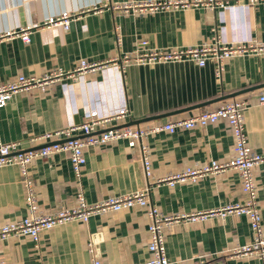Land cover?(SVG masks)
I'll return each instance as SVG.
<instances>
[{"label":"crops","instance_id":"crops-1","mask_svg":"<svg viewBox=\"0 0 264 264\" xmlns=\"http://www.w3.org/2000/svg\"><path fill=\"white\" fill-rule=\"evenodd\" d=\"M160 1L0 0V33L33 27L27 43L19 37L0 40V84L18 75L70 72L80 60L98 64L93 71L50 83L43 92L30 89L14 94L0 108V142L15 141L20 149H27L31 146L28 139L34 135L104 118L122 107L129 115L119 124L165 113L172 114L138 126L186 119L214 110L226 100L214 101L222 95L264 84V54L226 59L219 78L214 75L211 59L201 67L190 60L120 65L124 54L184 49L212 44L216 39L224 45L252 40L264 43V2L251 7L240 1L214 12L204 7L140 13L113 8ZM63 11L79 14L67 30L37 27ZM141 41H147L146 45L140 46ZM261 95L264 86L230 98L247 103L243 129L254 150L264 149V103L258 102ZM200 103L207 104L174 113ZM73 134L82 136L79 131ZM140 142L148 150L151 165L147 180L138 145L128 147L122 139L84 146L79 177L72 173L65 151L31 160L28 170L39 212L74 207L78 193L87 203H94L146 185L148 199L164 215L205 211L243 199L235 169L172 186L157 182L187 167L232 158L231 131L224 121L174 133L160 132ZM252 176L264 229V163L252 168ZM25 215L18 168L1 166L0 225ZM148 222L144 208L132 206L92 215L84 223L71 221L40 231L36 243L27 235L8 237L0 241V264H90L89 242L101 264H142L149 257ZM163 238L168 264H259L255 257H235L230 252L251 240L243 215L192 222L180 219L163 230Z\"/></svg>","mask_w":264,"mask_h":264},{"label":"built area","instance_id":"built-area-1","mask_svg":"<svg viewBox=\"0 0 264 264\" xmlns=\"http://www.w3.org/2000/svg\"><path fill=\"white\" fill-rule=\"evenodd\" d=\"M243 1L247 6H254L264 0H163L160 2L137 3L131 7L122 5V11L132 9L135 12L157 11L163 9H181L186 7H204L210 11L221 10L231 3ZM79 14L61 12L55 17H48L37 27H61L67 30L71 21ZM33 27H20L16 30H8L0 33L1 39L19 37L23 43L29 41V34ZM147 41H141L140 46H145ZM246 53L264 54V43L250 41L241 44L224 45L218 43L217 39L212 44H202L196 47L170 50H150L146 52H134L124 54L120 57V65L129 63L152 65L158 63L179 62L190 60L201 67L207 59L214 63V75L220 77L223 62L234 56H243ZM97 63H88L80 60L78 65L70 72L61 70L50 71L40 76L18 75L10 82L0 84V108L4 107L10 98L19 92L37 89L43 92L46 87L64 77H71L76 73L93 71ZM120 66V67H122ZM259 103H264V96L258 98ZM246 102L241 100H225L217 108L211 111H202L186 119L168 122H159L146 126H122L110 125L111 122L119 124L123 118L128 117L126 107L119 108L114 114L104 118H93L80 124L69 125L54 129L39 135L30 137L27 149H20L15 141L0 142V167L16 165L20 174V181L24 188V205L26 215L19 220L10 221L0 225V241L8 237L27 235L35 243L38 241L39 233L51 229L54 226L71 221L86 222L92 215H100L106 212H116L132 206L144 208L148 217V242L146 249L149 257L142 264H168L165 255L163 230L173 222L180 219L192 222L203 221L207 218H223L227 215H243L248 220L251 231V240L231 249V255L235 257H255L259 264H264V229L261 223L259 208L256 200V188L253 182L252 168L264 163V149L254 150L248 143L243 129V110ZM216 121H224L231 131L233 141V156L227 161H209L202 166L187 167L179 173L158 180L169 186L183 181H195L205 175L223 172L227 169H235L240 178V192L243 199L240 202L227 204L218 208L193 213L164 215L148 199V185L145 187L124 193L121 195H109L94 203H87L83 195L78 193L76 205L67 209L42 214L38 210L34 183L28 170V164L35 158H44L52 153L65 151L68 154L70 169L79 177L81 167L84 163L82 149L84 146L104 144L114 140H125L128 147L138 145L139 160L142 174L147 180L151 174V165L147 148L141 144V139L148 135L167 132L174 133L177 130L203 127ZM124 124V123H122ZM119 124V125H122ZM79 131L82 136L73 133ZM43 145L38 148H33ZM87 251L91 255L90 264H101L94 256L93 245L87 244Z\"/></svg>","mask_w":264,"mask_h":264},{"label":"water","instance_id":"water-1","mask_svg":"<svg viewBox=\"0 0 264 264\" xmlns=\"http://www.w3.org/2000/svg\"><path fill=\"white\" fill-rule=\"evenodd\" d=\"M262 86H264V84L258 85V86H255V87H251V88H248V89L236 91V92L231 93V94H228V95H222V96L218 97L217 99H214V101L224 100V99H227V98H231V97H233V96H235L237 94L243 93L245 91H248V90H251V89H254V88H259V87H262ZM205 104H207V103H200V104L194 105L192 107H187V108H184V109H181V110H178V111H174V113H178V112H181V111H184V110H187V109H190V108H194V107H199V106H202V105H205ZM170 114H172V113H165V114H160V115L145 117V118H142V119H139V120L129 121V122L125 123V124L118 125L117 127L131 126V125L137 126L140 122H145V121H150V120L162 118V117L167 116V115H170ZM41 146H43V145H40V146H37V147H33V148H38V147H41Z\"/></svg>","mask_w":264,"mask_h":264},{"label":"rangeland","instance_id":"rangeland-1","mask_svg":"<svg viewBox=\"0 0 264 264\" xmlns=\"http://www.w3.org/2000/svg\"><path fill=\"white\" fill-rule=\"evenodd\" d=\"M226 100H230V98L229 99H226ZM222 103V102H221ZM145 123H141L140 124V126H143ZM131 127H134V125H132Z\"/></svg>","mask_w":264,"mask_h":264}]
</instances>
